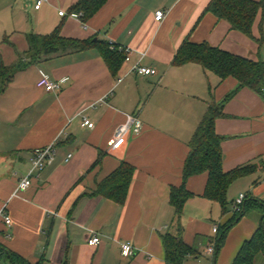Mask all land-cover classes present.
Here are the masks:
<instances>
[{"label":"crops","instance_id":"0c3cea01","mask_svg":"<svg viewBox=\"0 0 264 264\" xmlns=\"http://www.w3.org/2000/svg\"><path fill=\"white\" fill-rule=\"evenodd\" d=\"M77 1L47 0L35 10L30 0H0V64L12 65L28 51L27 35H49L58 27L65 38H96L132 51L131 61L115 74L97 49L52 56L16 74L0 96V248L33 263L167 264L164 237L176 236L179 223L184 243L196 251L184 264H232L259 228L258 213L242 218L214 255L207 249L218 236L213 227L233 217L240 194L264 201V97L241 89L215 125L224 138V172L249 164H257V172L231 185L226 213L204 198L207 174L189 178L185 186L193 197L177 222L170 194L184 185L189 143L208 107L222 103L238 82L221 81L198 64L174 66L173 59L188 38L264 62L262 12L251 38L204 13L211 0H108L85 25L70 14ZM159 11L165 13L161 21L155 19ZM138 62L157 75L131 72ZM43 74L64 81L60 91L38 88ZM134 116L144 124L143 133L110 149L116 129ZM51 144L54 163L13 197L34 151ZM122 163L134 174L120 204L96 192ZM2 213L11 217L10 227ZM94 235L101 239L98 246L88 244ZM126 242L136 252L129 259L121 254Z\"/></svg>","mask_w":264,"mask_h":264},{"label":"trees","instance_id":"16d2710c","mask_svg":"<svg viewBox=\"0 0 264 264\" xmlns=\"http://www.w3.org/2000/svg\"><path fill=\"white\" fill-rule=\"evenodd\" d=\"M107 2L108 0H78L69 11L70 14L78 16L85 25ZM259 12H262L264 18V0H211L204 11V13L213 14L219 20L226 21L232 30L251 38L252 28ZM27 42L28 51L23 54L18 53V60L15 63L6 65L2 62L0 64V96L13 82L16 74L59 54L97 49L113 74L117 73L125 62V54L118 49L119 46L114 47L96 38L87 40L65 38L61 35L60 27L49 35L29 34ZM186 64H198L204 71L217 75L221 81L234 78L238 86L226 96L222 103H213L208 107L189 143L190 152L183 169L184 185L173 188L170 194V204L174 208L177 222L182 216L184 205L193 197L185 186L189 178L207 174L208 182L204 198L219 203L226 213L229 205L228 191L231 185L238 179L257 172L259 169L257 164H249L231 172H224L222 151L224 138L216 133L215 125L219 118L225 117L223 111L225 103L235 97L241 89L249 88L264 97V62H255L233 55L212 47L208 43H192L186 38L173 59V65L179 67ZM133 174L134 168L122 163L98 186L96 193L123 204ZM253 212L260 215L259 228L253 237L243 244L232 264H257L259 258H261V264H264V201L246 197L242 211L234 213L233 217L219 228L216 251L223 246L230 230L242 218ZM181 229L178 223V234L176 236L168 234L164 237L167 264H184L189 255L196 253L193 248L184 243ZM0 259L5 264H45L44 259L33 263L4 248H0Z\"/></svg>","mask_w":264,"mask_h":264},{"label":"built area","instance_id":"2783aa9c","mask_svg":"<svg viewBox=\"0 0 264 264\" xmlns=\"http://www.w3.org/2000/svg\"><path fill=\"white\" fill-rule=\"evenodd\" d=\"M33 3V8L35 10H40L43 3L47 0H30ZM61 16H64V12L60 13ZM165 17V13L163 11H159L155 15V19L157 21H161ZM113 45V44H111ZM115 47V45H113ZM120 51H123L125 54V62L129 63L131 61L132 51L129 48L120 47L118 48ZM145 54L142 55V57ZM131 72H135L138 75L142 76H155L158 71L153 68L143 67L140 62L133 65L131 67ZM64 81L58 82L52 80V78L43 74L37 83V87L45 90L46 92H58L62 88ZM84 124L89 128L94 126L90 121L85 120ZM144 131V124L137 117H129L127 123L120 125L114 134L113 139L108 143L110 149L117 150L123 147L130 137L140 136ZM56 150L55 145L51 144L47 147L36 149L33 154V158L31 160L30 169L28 173L19 180L17 187L13 193V197L17 196L19 193L25 192L30 189L33 185V180L38 179L40 177V173L48 166L52 165L55 161ZM72 158V155L68 156V159ZM246 199L245 194H240L239 197L233 203V213H240L243 209L244 201ZM1 217L4 220V223L10 227L12 225V219L9 215L5 213L1 214ZM214 235H218L219 226L216 225L213 227ZM88 244L90 246H98L101 244V239L97 236H93ZM217 248V238L212 241L211 245L207 249V253L210 255H214ZM135 248L130 242L123 243L121 245V254L125 259L132 258L135 256ZM0 264H3L0 262Z\"/></svg>","mask_w":264,"mask_h":264},{"label":"rangeland","instance_id":"374dc122","mask_svg":"<svg viewBox=\"0 0 264 264\" xmlns=\"http://www.w3.org/2000/svg\"><path fill=\"white\" fill-rule=\"evenodd\" d=\"M261 258H259V260L257 261V264H261Z\"/></svg>","mask_w":264,"mask_h":264}]
</instances>
